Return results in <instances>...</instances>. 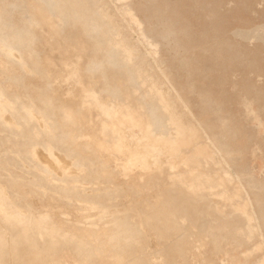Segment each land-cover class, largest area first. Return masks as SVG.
<instances>
[{
  "label": "rangeland",
  "instance_id": "1",
  "mask_svg": "<svg viewBox=\"0 0 264 264\" xmlns=\"http://www.w3.org/2000/svg\"><path fill=\"white\" fill-rule=\"evenodd\" d=\"M152 86L188 141L126 171L122 113L168 136ZM0 187L30 221L0 264H70V235L85 264H264V0H0Z\"/></svg>",
  "mask_w": 264,
  "mask_h": 264
},
{
  "label": "crops",
  "instance_id": "2",
  "mask_svg": "<svg viewBox=\"0 0 264 264\" xmlns=\"http://www.w3.org/2000/svg\"><path fill=\"white\" fill-rule=\"evenodd\" d=\"M19 37V36H18ZM6 53H8L7 49L3 48ZM74 79H76V76H74ZM163 86V85H162ZM151 91L153 95L155 96L158 104L160 105L161 111L164 112L166 115V121L169 126L168 130V136L162 137L161 139H156L154 141L150 140L149 134L146 131V129L142 128V123L141 120L137 118L136 114L134 112H129L126 111L121 114L122 120L124 122L123 126L124 128L128 131L127 134L122 137L123 139L117 146V151L119 153H124L125 154V164H124V169L126 171H132L134 169H139V170H149L152 166L156 165L161 157H174V154L176 151H178L180 145L178 144L177 139H181L182 142H187L188 140L185 139L186 133H183V136H175L176 131H184L188 127L186 126V122H181V121H176L172 122L170 120V109L172 104H174L175 108L177 109L178 107V102L175 97L172 96L171 89H165L161 86L154 88L153 86L151 87ZM181 102V101H180ZM84 103L89 105V106H96L98 107L102 113L106 116H111L112 114L114 116L117 115V112L111 108L106 107L104 104H101L98 101V97L95 96L94 94H88L84 98ZM182 107V105H180ZM179 108V107H178ZM180 110V109H179ZM191 123V122H190ZM191 128H193L191 126ZM134 129H138L139 133H136ZM137 142V144H143L145 146H148V148H155V153L153 154L152 158V163H150L149 167L147 169L139 167L130 168L128 165V161L131 157V149L134 146V144ZM184 144V143H181ZM158 152H160V155H158ZM57 164H59L57 162ZM26 215L24 210H21L17 208V211H12L10 209V203L9 199L7 196V193L4 191L2 187H0V222L4 225L3 227H0L1 230L5 227H9L11 224H15V226H21L20 229L24 231V229L27 230L26 225L30 223L29 217ZM43 222V219L39 220L38 226L41 227V223ZM66 239V245L68 244L73 245L71 242L75 243V252L77 251L78 254H80L79 257H76L75 259H72L70 264H85V261L89 255V248L90 244H86V241L84 238H77L74 235H70L65 238ZM97 240L98 236H96L95 233L91 234V238ZM108 239H113L112 236H109ZM20 249V248H19ZM15 252L18 250L17 247H15L14 244H8L7 242L2 238H0V259L3 254H5L7 251ZM73 250V251H74ZM20 253V252H19ZM15 254L14 258L16 261H24L21 255ZM38 259L41 258V253L39 252L37 254ZM85 257V258H84ZM35 258V257H34ZM37 259V260H38ZM61 264H66L65 261L59 258L58 260ZM26 262V261H24ZM29 264H36V258L32 260L31 262L28 261ZM87 263V261H86ZM67 264H69L67 262Z\"/></svg>",
  "mask_w": 264,
  "mask_h": 264
},
{
  "label": "bare ground",
  "instance_id": "3",
  "mask_svg": "<svg viewBox=\"0 0 264 264\" xmlns=\"http://www.w3.org/2000/svg\"><path fill=\"white\" fill-rule=\"evenodd\" d=\"M171 121L174 122L175 119ZM137 142L139 141H136V143L131 149V157L128 161V165L129 167H137L139 165V167L147 169L150 163H152V158L154 157L153 154L157 150H155V148H148L147 146L143 144H137ZM158 155H160V152H158ZM241 182H242V179H241Z\"/></svg>",
  "mask_w": 264,
  "mask_h": 264
}]
</instances>
